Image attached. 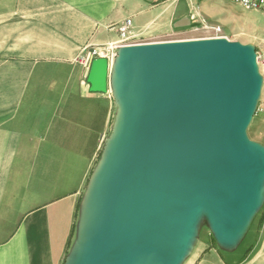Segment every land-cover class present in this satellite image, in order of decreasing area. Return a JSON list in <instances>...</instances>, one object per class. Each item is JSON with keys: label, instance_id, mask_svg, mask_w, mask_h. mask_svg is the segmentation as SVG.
Masks as SVG:
<instances>
[{"label": "crops", "instance_id": "crops-1", "mask_svg": "<svg viewBox=\"0 0 264 264\" xmlns=\"http://www.w3.org/2000/svg\"><path fill=\"white\" fill-rule=\"evenodd\" d=\"M219 0H0V264H83L119 99L89 91L84 48L187 34ZM118 109V110H117ZM117 130V131H116ZM185 249H183L184 251ZM175 264H264V212L232 244L195 233Z\"/></svg>", "mask_w": 264, "mask_h": 264}, {"label": "water", "instance_id": "water-1", "mask_svg": "<svg viewBox=\"0 0 264 264\" xmlns=\"http://www.w3.org/2000/svg\"><path fill=\"white\" fill-rule=\"evenodd\" d=\"M122 50L132 52L118 63L117 93L135 111L105 173L94 223L96 250L83 264H175L187 238L182 229L193 217L187 215L202 195L211 220L228 237L253 201L255 184L247 176H255L263 157L240 142L244 127L238 122L246 98L248 115L252 85L238 64L239 52L228 43ZM107 78V59L91 60L89 91L106 94ZM154 104L160 105V127L141 152ZM236 142L240 148L233 146L231 153L229 144ZM205 153L211 186L205 175L195 177ZM137 161L143 164L140 192L131 179Z\"/></svg>", "mask_w": 264, "mask_h": 264}, {"label": "rangeland", "instance_id": "rangeland-1", "mask_svg": "<svg viewBox=\"0 0 264 264\" xmlns=\"http://www.w3.org/2000/svg\"><path fill=\"white\" fill-rule=\"evenodd\" d=\"M215 10L216 12L211 16V22L201 25L187 34L169 36L159 40H131L124 44V47H135L158 43H179L222 38L239 52L238 64L246 69L252 85L251 104L248 110L249 118L240 132V142L247 145L257 156L263 157L262 160L260 159L256 162L260 169L255 171V176H251L252 173L247 176L248 181H252L255 184L252 192L253 201L241 213L242 217L238 219L241 220L238 224L240 226L236 232L228 237L229 235L224 233L211 220L206 196L202 195L196 203L194 211L187 215L188 217L193 216L191 220L189 219L188 227H183L182 229V231L188 230L187 238L183 245L185 250L187 245L189 246L193 241L197 232L202 233L203 236L209 231L211 235L218 236L219 240L224 244H232L241 235L244 228L261 212H264V17L260 12L243 10L227 0H219ZM213 27H220L221 32L218 34L214 33L211 30ZM130 52L132 51L122 50L120 54L116 51V56L112 61V78L115 84L118 82V63ZM118 104L119 110L117 109L118 111L115 114L118 112L119 118H116L117 114L114 118V120L119 121L114 151H116L119 144L123 143L122 140L125 137L124 135H126V125L129 122L130 115L133 116L132 114L135 111L130 100L121 99ZM242 218H245L247 222L242 223ZM220 231H223V235L220 234Z\"/></svg>", "mask_w": 264, "mask_h": 264}, {"label": "bare ground", "instance_id": "bare-ground-1", "mask_svg": "<svg viewBox=\"0 0 264 264\" xmlns=\"http://www.w3.org/2000/svg\"><path fill=\"white\" fill-rule=\"evenodd\" d=\"M227 44L228 42L225 39L222 38H216V39H204V40H197V41H187V42H179V43H158V44H151V45H139V46H135L134 48H140V49H150L152 51H156V52H161L163 50H167V49H171V48H178V47H191V46H203V45H214V44ZM233 70V67H231L230 71ZM248 104H251V102H249ZM247 98L244 99L243 104L241 106V114H240V119L238 118V122H240V124L242 125V128L245 126L249 116L247 115ZM159 109H160V105L158 104H154L149 106V117L152 120L151 122V126L148 129V140L147 142H145L142 146V148L140 149L141 152L146 151L149 149V145H150V140L157 134L159 127H160V114H159ZM243 111V112H242ZM246 111V112H245ZM240 148L236 142V144H229V151L231 153H235L236 149ZM208 162H209V156L208 153H205V155H203L197 164L196 170H195V174L197 177V175L199 174L200 178L201 176L205 175V177L208 180L209 186H211V176L209 174V167H208ZM142 166L143 164L140 161H137L135 164V167L132 171V176L131 179L133 181V183H137V188L139 190V192L143 189V185L141 186V179H142ZM223 174L229 176L231 173V171L229 169H227L226 167H224L222 169ZM124 211H125V207L123 209V215H124ZM118 213V212H117ZM243 222H247L245 220V218L243 219Z\"/></svg>", "mask_w": 264, "mask_h": 264}, {"label": "built area", "instance_id": "built-area-1", "mask_svg": "<svg viewBox=\"0 0 264 264\" xmlns=\"http://www.w3.org/2000/svg\"><path fill=\"white\" fill-rule=\"evenodd\" d=\"M230 3L239 6L243 10L256 11L264 17V0H227ZM131 29V21L125 20L121 25L118 26L119 41L111 43L109 45L101 47H91L84 48L81 51V56L79 58L80 62H89L95 58H106L108 65H110L111 60L116 56V51L119 52L123 48L125 43L130 41L129 33ZM211 30L218 34L221 32L220 27H213Z\"/></svg>", "mask_w": 264, "mask_h": 264}]
</instances>
